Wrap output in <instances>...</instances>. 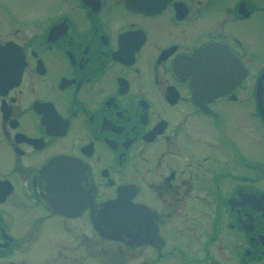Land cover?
<instances>
[{"label": "flooded vegetation", "instance_id": "1", "mask_svg": "<svg viewBox=\"0 0 264 264\" xmlns=\"http://www.w3.org/2000/svg\"><path fill=\"white\" fill-rule=\"evenodd\" d=\"M0 264H264V0H0Z\"/></svg>", "mask_w": 264, "mask_h": 264}, {"label": "water", "instance_id": "2", "mask_svg": "<svg viewBox=\"0 0 264 264\" xmlns=\"http://www.w3.org/2000/svg\"><path fill=\"white\" fill-rule=\"evenodd\" d=\"M95 230L102 236L114 238L117 237L120 227H106L102 225L95 224Z\"/></svg>", "mask_w": 264, "mask_h": 264}, {"label": "rangeland", "instance_id": "3", "mask_svg": "<svg viewBox=\"0 0 264 264\" xmlns=\"http://www.w3.org/2000/svg\"><path fill=\"white\" fill-rule=\"evenodd\" d=\"M240 138V137H239ZM239 144H240V142H238ZM241 147H242V149H243V151H244V153L245 154H249L250 153V150H248L247 148H246V145H245V143L243 142L242 143V145H241ZM96 250V249H95ZM97 251H99V249L97 248Z\"/></svg>", "mask_w": 264, "mask_h": 264}]
</instances>
